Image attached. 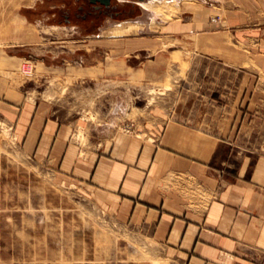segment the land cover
<instances>
[{
  "label": "crops",
  "instance_id": "0c3cea01",
  "mask_svg": "<svg viewBox=\"0 0 264 264\" xmlns=\"http://www.w3.org/2000/svg\"><path fill=\"white\" fill-rule=\"evenodd\" d=\"M198 1L138 22L152 32L110 33L124 21L94 38L110 56L107 72L184 85L90 165L76 160L68 125L18 91L4 103L0 78V119L15 122L26 149L136 232L125 248L150 249L116 264H264V0ZM66 212L32 204L12 213L10 264H114L98 250L84 255Z\"/></svg>",
  "mask_w": 264,
  "mask_h": 264
},
{
  "label": "rangeland",
  "instance_id": "374dc122",
  "mask_svg": "<svg viewBox=\"0 0 264 264\" xmlns=\"http://www.w3.org/2000/svg\"><path fill=\"white\" fill-rule=\"evenodd\" d=\"M21 1L0 0L3 102L12 101L18 91L27 96L25 103L68 125L79 149L75 158L84 166L92 164L119 136L138 130L140 117L155 111L163 99L169 104L171 93L177 97L178 87L184 85L179 79L172 83L169 75L164 82L155 83L138 82L123 72H107L110 56L105 48L97 49L94 38L107 27L124 21L137 26L128 34L152 32L138 22L156 16L171 19L189 5L202 7V2L162 0L151 11L141 5L151 0H116L122 13L111 15L91 13L89 0ZM14 127L15 122L5 115L0 119V264L11 261L7 226L10 215L26 213L32 204L66 208L68 230L75 227L77 237L87 245L83 252L89 258L97 250L100 258L109 256L114 264L118 258H126V252L132 259L148 255L150 249L125 248L124 240L137 244L138 234L124 230L99 207L90 190L82 189L76 181H60L49 166L43 165L41 157L26 149L24 137Z\"/></svg>",
  "mask_w": 264,
  "mask_h": 264
},
{
  "label": "flooded vegetation",
  "instance_id": "af4514ba",
  "mask_svg": "<svg viewBox=\"0 0 264 264\" xmlns=\"http://www.w3.org/2000/svg\"><path fill=\"white\" fill-rule=\"evenodd\" d=\"M90 1L91 13L92 11L97 12L98 14H115L119 15L122 11L118 8V3L116 0H110L108 4H105L103 1L97 0L96 2ZM142 3V2H141ZM118 9V10H117Z\"/></svg>",
  "mask_w": 264,
  "mask_h": 264
},
{
  "label": "bare ground",
  "instance_id": "6f19581e",
  "mask_svg": "<svg viewBox=\"0 0 264 264\" xmlns=\"http://www.w3.org/2000/svg\"><path fill=\"white\" fill-rule=\"evenodd\" d=\"M12 1H14V0H12ZM21 2L24 3V1H21ZM141 5L143 8H146V9L151 10V11L157 9V4H156V1H154V0H151L148 2H142ZM122 24L120 23L119 27L110 30V33L111 34H127V33H130L131 31H134L135 27H137V26H135V24L128 23V22L126 24H123V25Z\"/></svg>",
  "mask_w": 264,
  "mask_h": 264
},
{
  "label": "built area",
  "instance_id": "2783aa9c",
  "mask_svg": "<svg viewBox=\"0 0 264 264\" xmlns=\"http://www.w3.org/2000/svg\"><path fill=\"white\" fill-rule=\"evenodd\" d=\"M2 180L0 178V217H1V200H2Z\"/></svg>",
  "mask_w": 264,
  "mask_h": 264
},
{
  "label": "water",
  "instance_id": "95a60500",
  "mask_svg": "<svg viewBox=\"0 0 264 264\" xmlns=\"http://www.w3.org/2000/svg\"><path fill=\"white\" fill-rule=\"evenodd\" d=\"M93 2H96L97 0H92ZM103 1L105 4H108L110 0H100Z\"/></svg>",
  "mask_w": 264,
  "mask_h": 264
}]
</instances>
